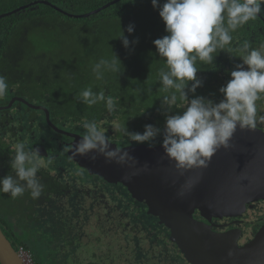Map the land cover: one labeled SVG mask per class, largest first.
<instances>
[{"label": "trees", "instance_id": "trees-1", "mask_svg": "<svg viewBox=\"0 0 264 264\" xmlns=\"http://www.w3.org/2000/svg\"><path fill=\"white\" fill-rule=\"evenodd\" d=\"M33 1L36 0H0V15ZM47 1L73 14H86L113 0ZM160 2L163 3V0ZM130 23L135 26L131 34L126 31ZM248 28L254 30L261 28L258 36L264 42V5L256 20L249 21L232 33V54L242 55L240 45L245 41L250 42L248 36H242L248 34ZM122 29L125 30L124 35L129 41L138 39V43L125 48L118 38ZM166 34L165 24L158 10L153 8L151 0H135V3L130 0H119L102 11L85 17H70L52 6L40 3L0 18V51L6 55L18 56L19 51H26L22 53L24 57L20 56L19 59L25 73L38 71L39 64L49 63V70L55 72L54 75L43 78L47 84L36 83L32 90L44 100L38 104L52 107L51 118L58 124L66 126L70 124L69 128L78 130L84 129L82 122L85 120L101 121L105 113L103 110L105 106H99L102 101L89 106L80 99V93L86 88H91L94 93L103 92L106 98H113L116 110L110 119L118 118L121 126L132 128V125L140 124L144 130V125L150 123L162 129L165 116L161 108V99L168 93L163 91L158 74L161 69L166 70V60L157 54L153 41ZM250 44L251 47L257 48L251 42ZM115 54L122 62L121 64L118 61L120 71L105 72L103 79L97 80L92 71L94 64L101 58L111 59ZM223 54L226 55L227 52L220 51L213 64L197 61L196 66L200 68L197 76L203 80V85L197 88L195 94L189 93L190 98L201 95L213 100L222 94L219 89L225 75L229 80L230 71L239 61L235 56L234 65L228 68L225 63H229L230 58L226 59L225 63L221 62ZM36 56L40 57L35 59ZM40 110L42 109H39L38 113H41ZM143 111L144 113L140 114ZM172 111L170 114L183 112L179 101ZM96 177L99 179L89 175V178L83 181H86L87 185L92 184L91 187L100 189L109 199L113 219L106 224H115L117 228L125 231L127 236L126 249L115 253L112 252L113 248L108 246L104 262L100 264H128L134 253L145 246L149 250L153 247L158 248L156 242L160 240L157 241V231L161 227L157 221L158 217L149 214L147 206L133 199L122 184L109 182L100 175ZM59 186L58 184L55 189ZM29 193L26 191L24 194ZM17 199L21 198L13 199L10 194L0 192V227L17 250L23 246L33 254L38 264H73L75 256L71 251L82 249L84 244L82 241L85 238H93L90 241L99 240L101 243V236H88L92 233L105 232L106 224L104 225L101 220H98L95 231H88L87 226L94 221L92 217L95 215L85 216V221L79 226L74 224L68 239H65V231L57 235H51L48 229L38 233L41 224L36 221L25 224L22 235L18 234L8 223L13 201ZM88 204L94 213L103 207L93 204L92 201ZM125 219L131 222L129 229H126ZM163 227L166 228L164 225ZM33 246L40 247L41 251L37 253ZM128 246L133 248L129 250ZM97 251H101V247ZM94 254L95 258L99 256V253ZM80 264L95 263L87 261Z\"/></svg>", "mask_w": 264, "mask_h": 264}, {"label": "clouds", "instance_id": "clouds-1", "mask_svg": "<svg viewBox=\"0 0 264 264\" xmlns=\"http://www.w3.org/2000/svg\"><path fill=\"white\" fill-rule=\"evenodd\" d=\"M130 2L135 3V0ZM151 4L158 10L167 33L153 41L157 54L166 60V70L161 69L158 74L163 91L168 93L161 99L165 122L162 129L146 124L143 132L141 127L132 129L124 126L122 136L127 137V146L132 142H147L149 147H153L156 138L162 136L164 154L175 161L176 169L183 174L190 169L206 168L218 149L231 147L230 140L237 127L254 130L258 123H264V115H258L257 105L258 101L264 114V44H259L258 48L251 47L250 34L242 35L248 36L250 41L240 45L242 63L235 65L230 71L231 78L219 89L223 98L215 102L201 95L189 97V93L195 94L197 88L203 85V80L197 76L200 69L196 66L197 61L213 64L220 51L231 53L232 33L259 17L264 0H163V3L151 0ZM134 28V24L130 23L126 31L131 34ZM124 31L122 29L118 38L125 48L138 43V39L129 41ZM118 61L122 64L116 54L111 59L101 58L92 68L96 79H103L105 72H119ZM8 88L6 77L0 75V98L7 94ZM80 99L89 106L99 101H102L99 106L105 105L104 93H94L91 88L84 89ZM178 101L183 112L170 114ZM106 107L110 113L116 110L113 98H107ZM82 127L85 129L84 135L70 149L74 156H88L91 161L103 156L106 163L120 165L137 162L126 147H111L112 142H118H111L95 120L83 121ZM43 163L38 150H29L24 143L15 144L14 155L9 160L14 175L0 177V192L8 193L15 199L28 191L33 199H38L44 186L37 173ZM183 194L177 193L180 196ZM257 198L260 197L249 198L245 202ZM196 214L202 217L198 208L193 213L194 218ZM157 221L159 223V219ZM236 228L233 230H236L237 236L232 234L238 246L254 244L259 248V237H264V223L257 231ZM193 252V259L182 252L177 257V263L183 262L184 258L188 264H201V259L206 264H218L208 246L193 248ZM221 263L230 264L225 259Z\"/></svg>", "mask_w": 264, "mask_h": 264}, {"label": "flooded vegetation", "instance_id": "flooded-vegetation-1", "mask_svg": "<svg viewBox=\"0 0 264 264\" xmlns=\"http://www.w3.org/2000/svg\"><path fill=\"white\" fill-rule=\"evenodd\" d=\"M248 34L252 38V45L258 48L259 44H264L261 38L258 36V32L261 28L256 30L248 28ZM1 52V51H0ZM26 51H19L21 58L24 57ZM232 55V56H231ZM20 56L18 55H6L0 53V75L6 77L9 85L7 94L0 98V177L7 174H13L10 168L9 160L14 155V145L17 143H24L27 149L39 151V159L44 163L41 165L37 176L40 182L43 184V191L38 199H33L29 193L23 194L16 201H13L11 214L9 215L8 223L11 228L22 235L24 231V225L36 221L40 228L37 230L41 233L45 230H50V234L57 235L64 232L65 239L70 238L71 227L75 224L79 226L83 223L84 217L94 214V210L90 208L88 202L92 201L93 204L103 205L105 202L109 203V199L96 187L87 185L85 180L91 175L89 172L81 167L69 156V150L72 148L74 137L69 133H75L80 136L84 135L85 129H71V125L58 124L51 118L52 107L45 104H38L39 101H44L32 90V86L36 83H45L43 78L51 77L55 72L49 70V63L44 62L38 65V71H29L27 73L21 67ZM240 58L241 55H235L227 53L221 56V62L230 58L229 63H225L228 68L234 65L233 58ZM40 56H36L37 59ZM4 58L8 59L7 62ZM16 62V63H13ZM238 63H241L239 60ZM16 68V70H15ZM36 72V73H35ZM230 79V77H229ZM216 81V80H215ZM227 77L225 75L221 86L227 83ZM51 82V81H50ZM220 86V87H221ZM223 98V94L214 97L213 101L219 102ZM103 110L105 113L102 116L101 121H97L100 130L114 119L110 117L114 116V112H109L106 107ZM258 105V115H264L261 112V108ZM33 106H43L49 111V117L45 111L34 108ZM104 120H107L105 123ZM120 121V120H119ZM150 124V123H147ZM121 126L116 132L111 129L110 138L116 141V137H122ZM62 130V131H60ZM59 132L61 134L59 135ZM119 144V147H132L138 145L149 146L145 143H131L127 146V143ZM162 144V138L157 137L154 146ZM232 145L228 149H225L228 154V169L232 170V166L239 165L245 174L248 176L244 178V182L240 180H233V176L228 177V188L230 190V198L233 197V191H244L248 189H258L263 185L262 172L264 171V123H258L257 128L254 130L240 129L237 127L232 139L230 140ZM59 150V151H57ZM235 156V162L233 164V156ZM50 160V162H49ZM213 164L214 161L212 160ZM233 164V165H232ZM214 167V166H213ZM215 171V169L213 170ZM257 176V177H256ZM60 185L61 193L59 199L55 201V205H60L61 197H65L66 205L62 206L63 209L54 213L42 212L46 209L48 202L47 192L57 191L55 187ZM62 184V185H61ZM64 186V190L63 187ZM216 189V183L213 185ZM63 190V191H62ZM255 196H252L253 198ZM237 200L239 208L235 211V215L225 214L222 218H213L211 221V228L215 232H228L239 227L244 231H257L260 224L264 223V199L257 198L250 202H245L243 194ZM249 199V198H248ZM104 206V205H103ZM103 208V207H102ZM112 210V208H111ZM100 211V210H99ZM97 211V213L99 212ZM66 213V215H65ZM62 219L59 220V217ZM97 219H101L99 215ZM198 220H204L199 214L195 215ZM94 217H92L93 219ZM126 229L131 227L129 219H125ZM1 222V219H0ZM130 224V225H129ZM1 228V227H0ZM2 229V228H1ZM78 229V227L76 228ZM115 229V226H114ZM119 229V228H118ZM3 231V229H2ZM125 233L119 229V232ZM4 232V231H3ZM158 232V240L156 242L158 248H152L149 250L146 246L135 252L128 264H178L177 257L182 254L181 248L177 243H173L168 239L169 231L161 226ZM100 234V233H99ZM95 233L88 236L98 237ZM7 236V235H6ZM87 236V237H88ZM8 237V236H7ZM9 239V238H8ZM11 241V240H10ZM13 244V243H12ZM242 245V243H241ZM14 246V245H13ZM131 250V246H128ZM74 261L78 260L76 257ZM72 259V258H70ZM179 261H182L179 258ZM87 262V261H86ZM119 259H117V263ZM179 264H188L183 258V262Z\"/></svg>", "mask_w": 264, "mask_h": 264}, {"label": "water", "instance_id": "water-1", "mask_svg": "<svg viewBox=\"0 0 264 264\" xmlns=\"http://www.w3.org/2000/svg\"><path fill=\"white\" fill-rule=\"evenodd\" d=\"M117 1L119 0L108 2L86 14H73L50 1L36 0L5 12L0 18L40 3L52 6L70 17H85L96 14ZM33 107L42 109L49 117V111L45 107ZM69 135L75 138L73 144L82 137L75 133ZM112 143L111 147H119L116 143ZM126 148L137 162L129 161L127 165L106 163L103 156L91 161L88 156H74L70 150L69 156L89 174L100 175L109 182L123 184L135 200L147 206L149 214L158 217L159 224L169 229L170 240L177 243L182 252L188 253L191 259L194 256L193 248L208 246L218 264H226L221 263L222 259L230 264H264V237H259V248L254 244L240 247L232 234L233 232L237 236L236 230L217 233L211 228L213 218L236 214L235 211L239 208L237 200L241 194L244 200L252 196L264 198V171L263 185L260 188L242 192L233 191L231 199L228 177L232 175L233 180L244 182L245 173L239 165L232 166V170L229 166L228 169V154L223 147L213 154L206 168L190 169L183 174L176 169L175 161L169 160L164 154L162 144L153 147L138 145ZM235 156H233V164ZM215 183L216 189L213 187ZM179 192L184 194L177 195ZM197 208L201 211L203 221L193 216ZM200 263L206 264V261L201 259ZM0 264H24L17 249L1 228Z\"/></svg>", "mask_w": 264, "mask_h": 264}, {"label": "rangeland", "instance_id": "rangeland-1", "mask_svg": "<svg viewBox=\"0 0 264 264\" xmlns=\"http://www.w3.org/2000/svg\"><path fill=\"white\" fill-rule=\"evenodd\" d=\"M71 20H70V22H73ZM239 60L242 63L241 58H239ZM245 67H247V66H245ZM131 127L135 128V129H138V128H140V124L136 125V126L132 125ZM118 128H120V121H119V119H114L113 121L109 122L106 126H104L101 129L106 134H108V136L110 138H112L110 136L111 134L109 133V131L106 132L105 130L111 129L114 132H116L118 130ZM143 131L144 130H142V132ZM158 137L163 139L162 136H158ZM116 140L119 142V144L124 143L123 141H125V143H127V137L126 136L116 137ZM132 143H135V142H132ZM57 151H59V150H57ZM245 175H246V177L248 176V174H245ZM62 187H63V190H64V186H62ZM56 189H57V191L47 192L46 193L47 196H48V202H47V205H46V209L44 211H42V212L54 213V212H57L60 209H63L62 206L66 205L65 197H61L60 205H59V203H58V205H55V201H57V199L60 198L59 195L61 193V188L57 187ZM103 205H102L103 208L98 213L96 212V213L93 214V215H99L101 217V219H97V216H94V218L92 219L94 221L90 222L89 225L87 226V229H88L89 232H92L91 230L95 231V228L98 227L97 226L98 220H101V222H104V225H105L106 222H108L111 219H113V216H112L113 215L112 214L113 210H111V205L108 202H105ZM65 215H66V213H65ZM115 217H117V216H115ZM60 219H62V216L59 217V220ZM114 226H115V229H114ZM104 228H105V232L104 233H103V231L100 232V236H101V239H102L101 243H99V240L90 241L93 238H85L82 241V243H84L82 245L83 248L80 249V250H76V257L79 260L73 261L72 262L73 264H80L81 262H86V261L94 262L95 264H97V263L100 264V262H104L103 258L105 257V251L109 250L108 246H111L113 248L112 252H115V253H119V252H121V251L126 249L125 242H126V237L127 236H126L125 233H123L121 231L119 232V229L116 227L115 224L112 225V224L108 223V224H106L104 226ZM110 229H112V230L110 231ZM96 235L97 234H95V236ZM131 237H133V236H131ZM87 241H90V242H87ZM33 247H34V250L37 253H39L41 251L40 247H38V246H33ZM100 247H101V251H97L96 252V250H98V248H100ZM71 252L75 255V251L74 250L71 251ZM94 252L95 253H99V256L97 258H95ZM123 253H125V252H123Z\"/></svg>", "mask_w": 264, "mask_h": 264}, {"label": "built area", "instance_id": "built-area-1", "mask_svg": "<svg viewBox=\"0 0 264 264\" xmlns=\"http://www.w3.org/2000/svg\"><path fill=\"white\" fill-rule=\"evenodd\" d=\"M17 251L24 264H38L35 261L33 254L23 246H21Z\"/></svg>", "mask_w": 264, "mask_h": 264}]
</instances>
